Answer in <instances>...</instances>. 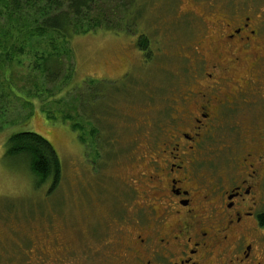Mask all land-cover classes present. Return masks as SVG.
Returning a JSON list of instances; mask_svg holds the SVG:
<instances>
[{
  "label": "flooded vegetation",
  "instance_id": "af4514ba",
  "mask_svg": "<svg viewBox=\"0 0 264 264\" xmlns=\"http://www.w3.org/2000/svg\"><path fill=\"white\" fill-rule=\"evenodd\" d=\"M226 11L180 46L171 135L124 213L108 201L91 264H264V14Z\"/></svg>",
  "mask_w": 264,
  "mask_h": 264
},
{
  "label": "rangeland",
  "instance_id": "374dc122",
  "mask_svg": "<svg viewBox=\"0 0 264 264\" xmlns=\"http://www.w3.org/2000/svg\"><path fill=\"white\" fill-rule=\"evenodd\" d=\"M227 1L215 0L216 7L220 9L224 8V5L227 7ZM204 3L205 0H179L177 9L174 11L158 10V14L162 16L161 22L156 32L148 27L147 35L153 41H157L156 47L161 48L158 53L161 54L159 62L162 63V68L173 72V69L177 67L176 55L181 52L182 43L188 39L185 26L193 24L198 28L200 24L203 25L200 16L203 18L206 14ZM233 7H242L247 12L257 10L258 14L262 11L264 14V0H236ZM22 25L26 24H9L3 0H0V101H2L0 112V249L6 248V251L1 250L0 264H91L99 243L91 236V232H89L90 240L79 239L80 233L84 232V229L87 230L91 223L90 219L81 218L83 215L76 205L78 200L76 192H66L64 201L57 197L53 202L49 200L44 202V194L48 187L42 185L38 187L40 190V201L38 202L35 197L37 190L33 176L22 162L8 159L4 155L5 142L13 132L21 130L43 136L53 145L62 160L63 184L66 188L77 189L83 183L87 185L86 189H91L90 187L98 178L89 174L88 167L82 161L84 146L86 151H92L90 123L82 121L84 129L82 130L81 126L73 131L70 123L60 116L64 118L67 113L72 116L79 115L77 108L80 110V102L78 103V99L75 98L79 97L77 90L84 84L89 87L91 80L95 81L92 86H96L99 81L123 82L129 77L131 79H128L126 83L130 85L148 86L150 78L147 77V73L160 67V64L157 62L152 67L141 59V53L136 46L139 33L126 35L97 31L77 36L71 43H66L57 37L52 39L35 37L29 33L27 28L21 27ZM192 37L197 39L196 36ZM45 61H48L46 65L50 67L49 72L58 77L55 85H49L44 78ZM123 75V81L118 80ZM171 78L172 83L176 77ZM73 87L75 88L72 89ZM170 94L171 91L168 96ZM138 97L139 99L134 103L122 102L117 106L115 124L117 131L121 134L118 140L123 146L131 136L129 130L132 128L129 129L128 126L137 125L135 120L134 122L129 121L126 117L128 114L133 113L138 118V123L141 121L139 119L152 120L156 116L155 111H150L149 107L146 108L147 105L143 106L145 103L143 96ZM162 104L163 102L159 107ZM47 114H55L57 117L54 118L55 120H48ZM28 117L31 118L26 122ZM52 117L50 115L51 119ZM92 156L93 153L86 159ZM137 156L138 154L134 155V162ZM111 169H113L112 172L108 173ZM136 170L132 160L128 162L126 160L122 167L113 168L112 165L108 167L105 171L108 175L102 177L105 178V184L109 185L112 193H117L120 190L119 186H124L122 181L136 175ZM113 176H115L114 179ZM75 185L76 187H73ZM113 201L114 196L112 195ZM49 205L59 206L60 210L57 211L60 212H57L52 220L44 218L42 226L46 225V229L50 227V230L44 232L36 216H44ZM11 207L18 211L23 209L25 218L13 215L11 211L6 212L8 215H5L3 209ZM52 214L50 213L51 217ZM113 232L111 231L108 237L111 238ZM19 233L33 240L30 248L27 249L29 250L27 258L23 257L24 262H20L16 252L9 249V244H23ZM54 239L60 244L59 251L53 247ZM27 247L24 244V248Z\"/></svg>",
  "mask_w": 264,
  "mask_h": 264
},
{
  "label": "trees",
  "instance_id": "16d2710c",
  "mask_svg": "<svg viewBox=\"0 0 264 264\" xmlns=\"http://www.w3.org/2000/svg\"><path fill=\"white\" fill-rule=\"evenodd\" d=\"M178 1L179 0H3V6L9 17V24H26L21 27L27 28L29 33L33 34L35 37H48L49 39L57 37L63 42L71 43L77 36L97 31L126 35H137L139 33L136 46L141 53V59L144 60L145 63L147 62L148 65H152V67H154L157 62L160 64V67L147 73V77L150 78L148 86L136 87L135 85H130L126 83V81L131 78L128 77L123 81L124 75L118 79L123 82L104 83L99 81L96 86H92L95 81L91 80L90 82L92 83L89 87L84 84L77 90L79 97L75 98L78 99V103L80 102V110L77 108V113L79 115L72 116L67 113L64 118L60 116L63 120L65 119L66 122L70 123V128L73 131L78 130L81 126L83 130V122L87 121L90 123L92 139L90 145L92 151H86L84 146L82 161L83 164L88 167L87 170L89 174L95 175L98 178L94 181V185L90 187L91 189H86L87 185L83 183H81L77 189L72 190L66 188L63 184L64 173L62 160L53 145L43 136L34 132L21 130L13 132L5 142L4 155L8 159H15L22 162L28 172L33 176L37 190L35 197L38 202L40 201V190L38 187L42 185L48 187V190L44 194V202H46V200L53 202L57 197H59L61 201H64L66 192H76L78 195L76 205L81 209L83 215L81 218H88L91 223L87 230L84 229V232L79 235V239L83 241L90 240L89 232H91V236L96 240L99 237L98 232L104 231V227H106V231L109 229L110 226H107L109 223L105 220L108 214H106L108 210L107 206H109L108 201H112V195L114 196V206L112 210L116 211L118 215L125 211L118 207L119 202L123 201L120 195L121 188L117 193H112L109 185L105 184V178L102 176L108 175L105 172L106 169L111 165L113 168L122 167L126 160L127 162L132 160L136 169L139 166L141 167L143 161H140V164L138 161L143 158L142 156L146 154V158L147 156H157L158 158L161 151L164 149V143L167 142L166 138L171 135L169 121L172 116L170 105L172 93L169 96L168 93L175 86L176 78L171 83V77H177V67L173 69V72H170V69L162 68V63L159 62L161 54L158 53L161 48L156 47L157 41H153L149 38L147 35V28H153V31L156 32L157 26L160 24L162 18V16L158 14V10H169L168 12L174 11L177 9ZM235 1L236 0H228L227 7H225V5L224 8L222 7L223 11L227 10V13H232L233 11L242 10L246 14L257 13V10L254 12H247L246 9L242 7H233ZM216 3L215 0H205L204 5L206 6V14L204 17L208 18L210 14H213V11L218 8L216 7ZM220 10L221 9L218 8L217 12H220ZM203 18L200 16V19L205 22L207 19L205 20V18ZM210 19L215 21L212 17H210ZM185 27L187 32L186 37L192 39V42H195L196 39L192 37V33L195 30H197L198 33V31L202 29V24H200L198 28L193 24H189ZM9 28L11 29V27ZM47 62L48 61H45V68L43 70L44 78L49 85H55L57 84L58 77L56 74L49 72L50 67L46 65ZM147 68H149V66ZM144 83L147 85L146 82ZM74 88L75 87L72 89ZM81 89L83 91H81ZM165 94L167 96L166 98ZM138 96H143L142 98L145 100L143 106L147 105L146 108L149 107L150 111H155L156 116L152 120L139 119L141 120L139 124L138 118H136L133 113L128 114L127 117L129 121L134 122L135 120L137 125L134 127L133 125L128 126L129 129L132 128L129 130L131 136L129 140L124 143L125 146H123L118 140V138H121V134L117 131L115 124V116L118 110L117 106L122 102L134 103V101L139 99ZM158 101L160 103H157ZM1 102L2 101H0V112L2 111ZM162 102L163 104L159 107ZM72 110H74V108H72ZM74 112L76 113V110H74ZM50 115L53 116L52 119ZM46 117L48 120H55L54 118L57 116L55 114H47ZM30 118L31 117H28L26 122H28ZM91 153H93L92 158L86 159L88 156L91 157ZM136 154H138V156L134 162V155ZM112 170L113 169L108 173H111ZM109 178H111V176H109ZM114 178L115 176H113V179ZM133 178L134 175L122 182ZM73 187H76V185ZM58 204L60 206V202ZM59 206L49 205L45 210L44 216H36L39 226H42L44 218L52 220L54 216H56V213L60 212L57 211L60 210ZM9 211H11L13 215L24 217L23 209L19 211L14 207L3 209L5 215H8L6 212ZM28 212L27 209V214ZM50 213H53L52 217ZM26 218L28 217L26 216ZM104 222L105 225H103ZM259 223L260 226L264 228V214L260 216ZM42 230L45 232L46 230H50V227L46 229V225H43ZM19 236L23 244H9V249L16 252V256L19 258L20 262H24V258L28 256L29 250L27 251V249L30 248V244L33 240L26 236H21L20 233ZM53 242V247L57 248L56 251H59L60 244L56 239H54ZM24 244L28 247L24 248ZM1 250L6 251V248L2 247L0 249V260L2 259Z\"/></svg>",
  "mask_w": 264,
  "mask_h": 264
},
{
  "label": "bare ground",
  "instance_id": "6f19581e",
  "mask_svg": "<svg viewBox=\"0 0 264 264\" xmlns=\"http://www.w3.org/2000/svg\"><path fill=\"white\" fill-rule=\"evenodd\" d=\"M176 59V58H175ZM127 117V116H126ZM171 119V118H170ZM125 122V121H124ZM173 122V121H172ZM165 123V122H164ZM171 125V124H170ZM126 135V134H125ZM121 137V136H120ZM123 139V138H122ZM137 142V141H136ZM126 191V190H125ZM128 192V191H127ZM124 193H126V192H124ZM136 194V193H135ZM125 201V200H124ZM129 202V201H128ZM55 203V202H54ZM113 203V202H112ZM127 203V202H126ZM114 219V218H113ZM97 236V235H96ZM94 240H95V238H94ZM97 241V240H96ZM100 242V241H99ZM98 242V243H99ZM94 243V242H93ZM100 244V243H99ZM88 247V246H87ZM84 248V247H83ZM92 252V251H91ZM89 253V252H88ZM68 254V253H67ZM76 254V253H75ZM96 254V253H95ZM86 255V254H85ZM76 256V255H75ZM72 257V256H71ZM87 258V257H86ZM77 260V259H76ZM87 260H89V259H87ZM82 261V260H81ZM79 264V263H78Z\"/></svg>",
  "mask_w": 264,
  "mask_h": 264
}]
</instances>
